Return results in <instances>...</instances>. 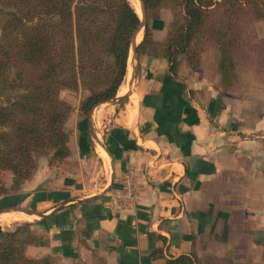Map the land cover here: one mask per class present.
I'll list each match as a JSON object with an SVG mask.
<instances>
[{
	"label": "crops",
	"instance_id": "crops-1",
	"mask_svg": "<svg viewBox=\"0 0 264 264\" xmlns=\"http://www.w3.org/2000/svg\"><path fill=\"white\" fill-rule=\"evenodd\" d=\"M145 18L115 98L87 117L76 109L65 123L70 155L40 161L19 190L0 195V225L30 223L45 240L27 246L31 257L165 264L202 256L220 219L239 218L234 227L249 236L264 230V73L257 91L250 66L232 84L222 80L216 48L197 68L181 55L175 71L164 56L138 55L145 25L154 26ZM172 19L162 8L156 40Z\"/></svg>",
	"mask_w": 264,
	"mask_h": 264
},
{
	"label": "trees",
	"instance_id": "trees-1",
	"mask_svg": "<svg viewBox=\"0 0 264 264\" xmlns=\"http://www.w3.org/2000/svg\"><path fill=\"white\" fill-rule=\"evenodd\" d=\"M222 2L228 6L224 10ZM143 3L147 19L159 25H145L138 55L164 56L173 71L183 55L197 68L199 47L208 43L218 51V68L227 85L251 62L237 58L242 50L237 11L239 4L249 5L256 17L264 19L263 0ZM162 8L171 10L173 19L165 38L158 41L153 28L162 26ZM141 23L129 0H0V172L9 169L14 174L8 188L0 174V195L20 189L33 175L38 156L51 154L50 163L55 165L70 155L64 122L72 106L61 99V87L88 88L79 106L86 117L99 103L115 98ZM30 225L24 222L13 229L0 225V264H56L50 256L26 253L28 245L45 242ZM201 261L191 253L169 258L165 264Z\"/></svg>",
	"mask_w": 264,
	"mask_h": 264
},
{
	"label": "rangeland",
	"instance_id": "rangeland-1",
	"mask_svg": "<svg viewBox=\"0 0 264 264\" xmlns=\"http://www.w3.org/2000/svg\"><path fill=\"white\" fill-rule=\"evenodd\" d=\"M226 7L228 6L225 5V2H222L221 10L226 9ZM239 7L236 22L239 29L238 32L241 36L239 45L242 47V50L239 54H237V58L238 60L246 59L251 61L247 65L250 67H248L249 71L245 72V76L252 79L253 77L256 78L258 82L256 89L257 91H261L263 84H261L258 79H260V76L264 73V19L256 17V15L253 14V8L249 5L243 6V4H239ZM139 16L142 20L144 19L142 7ZM149 22H152V20H149ZM157 23L153 21L154 26L159 25ZM161 24L162 26H158L159 29L163 28V22H161ZM214 49L215 48L208 43L201 45L199 47V55L201 56V59L204 58L205 61L213 60L216 55V51ZM88 94V88L81 84H79L77 88L67 86L61 87L59 93L61 99L68 102L72 106L69 116L74 113L76 109L79 110L80 102ZM69 116L64 122V128ZM42 160L49 161L50 163L51 154L38 156L36 160L37 167ZM0 174L4 185L7 188L11 187L14 177L12 170H2ZM10 175H12V181L9 185H7V178H9ZM238 219L239 218L232 222L234 224H232L233 226L230 225L229 222L220 219L218 223L222 221L223 227L220 225L219 227H215L213 229L208 228V231L205 234H209L211 231V235L209 234L204 237L205 245L203 246L204 249L200 252L202 255L200 256L202 260L200 264H227L229 260L234 261V263L237 264H264V243L255 239V231H252L249 236L240 226L234 227L235 224H238L240 221V219L239 221Z\"/></svg>",
	"mask_w": 264,
	"mask_h": 264
},
{
	"label": "water",
	"instance_id": "water-1",
	"mask_svg": "<svg viewBox=\"0 0 264 264\" xmlns=\"http://www.w3.org/2000/svg\"><path fill=\"white\" fill-rule=\"evenodd\" d=\"M141 2V7H142V12H143V15H144V18H145V5L143 3V0H140ZM146 19V18H145ZM142 20V19H141ZM144 25V19L142 20V23H141V27ZM132 48H133V51H136V48H135V36L133 37V40H132V44H131ZM255 239L257 241H261L264 243V230H259V231H256L255 232Z\"/></svg>",
	"mask_w": 264,
	"mask_h": 264
},
{
	"label": "bare ground",
	"instance_id": "bare-ground-1",
	"mask_svg": "<svg viewBox=\"0 0 264 264\" xmlns=\"http://www.w3.org/2000/svg\"><path fill=\"white\" fill-rule=\"evenodd\" d=\"M131 2V4L134 6V8L136 9V11L138 12V14L141 13V2L140 0H129ZM141 31L140 33L137 35V41H139L141 39ZM5 215V214H4ZM8 214H6L5 216H7ZM11 215V214H10ZM4 216V218H5ZM9 216V215H8ZM3 218V219H4ZM17 218V217H15ZM19 218V217H18ZM1 220V219H0ZM6 221V220H5ZM8 222V221H7Z\"/></svg>",
	"mask_w": 264,
	"mask_h": 264
}]
</instances>
